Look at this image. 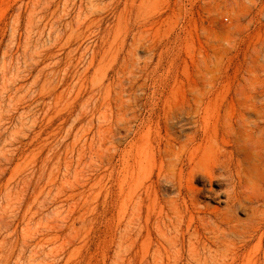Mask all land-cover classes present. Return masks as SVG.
Instances as JSON below:
<instances>
[{"label":"rangeland","instance_id":"1","mask_svg":"<svg viewBox=\"0 0 264 264\" xmlns=\"http://www.w3.org/2000/svg\"><path fill=\"white\" fill-rule=\"evenodd\" d=\"M195 127L241 184L196 236L160 174ZM0 264H264V0H0Z\"/></svg>","mask_w":264,"mask_h":264},{"label":"bare ground","instance_id":"2","mask_svg":"<svg viewBox=\"0 0 264 264\" xmlns=\"http://www.w3.org/2000/svg\"><path fill=\"white\" fill-rule=\"evenodd\" d=\"M191 122L199 125L200 118L192 120ZM196 127H197V125H196ZM195 128H194V131H192L191 133H185V134H180L179 132H178L179 134L177 132H176L177 134L171 133V135H172L171 139L166 140L164 143L163 155H162V160H161L162 168L160 170V174L162 175L161 177L163 178V180L166 183L171 184L172 186L175 187L176 197L178 199H181L180 201H182V203H183L182 205L185 209L184 212L185 213L188 212V216H186L183 213V211H182V214L179 211H177V212L173 211L175 213H172V214L173 215L176 214L175 216H177V215H179L178 213H180L183 217L186 216L188 226H190L192 222H195L196 219H198V223H201V222H199V220L205 222L208 215L206 216L205 212L203 210L202 211L204 213L199 214L201 211L198 208V205H201V202H202L201 199L203 197H205L203 195L204 194L203 191L205 190V187L207 185H212V183H214L218 179L226 182L227 186H228V188H226V189L224 188L225 198H226V201H225L226 204L225 205H227V206L226 207L224 206L225 210H223L224 211L223 215L225 216V213L226 214L231 213V206H233L235 203H239V201H240L239 193H238L239 191H237V190H240V188L237 189V187H239L241 184L238 183L237 182L238 180L236 179V178H238V177H236V175H238V171H240L239 169L237 170L239 157L235 153L233 154L232 151L227 150L224 144L219 143V144H221L219 146L217 145L218 143L215 144L217 139L214 136L206 134L200 128H196V129ZM234 152L237 153L236 149ZM235 155L238 158L235 157ZM208 160L211 161V164L205 165V161H208ZM239 181H241V179ZM243 181H246V179ZM198 182H200V183L203 182V185L201 187L194 185V183H198ZM238 184H239V186H238ZM206 197H207V195H206ZM173 203L175 204V202H173ZM173 203L171 204V206H173L172 207V208H174L173 210H176L177 208L174 207ZM202 203L205 204L204 202H202ZM177 205L178 204H176L175 206H177ZM205 206H206V204H205ZM203 207H204V205H203ZM234 207H235V205H234ZM223 211H220V212H223ZM217 213H215V214H217ZM230 215L231 214H229L228 216H230ZM175 216H173V217H175ZM209 216H210V214H209ZM165 217H166V215H165ZM179 218L180 217L177 216L175 218V220L174 219H172V220L177 222L176 219H178L179 221L181 219H183V218H181V219H179ZM222 218H223V216H222ZM213 219H211L212 223H213ZM223 219H227V222H230L233 220V219L231 220L230 217H229L230 220H228V217L223 218ZM221 220H217V222L221 221ZM206 221L208 222V220H206ZM204 222H202V224ZM217 222H215V223H217ZM179 224L177 225V227L180 226ZM208 224H210V223L208 222ZM219 224H221V223L219 222ZM226 224H228V223H226ZM215 225L217 226L218 224H215ZM229 225H230V223H229ZM174 226H176V224H174ZM177 227H175V228L178 229ZM185 227H186V225H185ZM234 227H235V225H234ZM205 228L207 229V227H205ZM230 228H231V226H230ZM232 228H233V225H232ZM179 229H180V227H179ZM191 229H192V232L190 231V233L192 235H195L197 232V229L195 227L192 228V225H191ZM232 230L235 231L234 229H232ZM191 234H190V236H191Z\"/></svg>","mask_w":264,"mask_h":264}]
</instances>
